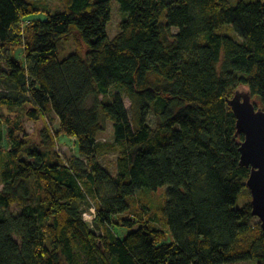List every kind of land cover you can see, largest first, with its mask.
<instances>
[{"label":"trees","instance_id":"trees-1","mask_svg":"<svg viewBox=\"0 0 264 264\" xmlns=\"http://www.w3.org/2000/svg\"><path fill=\"white\" fill-rule=\"evenodd\" d=\"M110 1L0 0V264H264L227 104L244 89L264 110V0H116L127 17L109 38ZM69 39L83 56L58 57ZM59 135L77 157L55 150ZM113 145L111 173L96 157ZM160 186L157 211L135 205Z\"/></svg>","mask_w":264,"mask_h":264},{"label":"rangeland","instance_id":"rangeland-1","mask_svg":"<svg viewBox=\"0 0 264 264\" xmlns=\"http://www.w3.org/2000/svg\"><path fill=\"white\" fill-rule=\"evenodd\" d=\"M236 1L238 0H229V3L231 4H235ZM51 9L52 10H61L62 5L60 3V0H48ZM109 8H110V18L106 24V32L109 38H112L118 31H119V23L126 19L127 17V13L122 11L120 9L119 3L116 0H111L109 2ZM31 17H35V18H45L46 15L43 13L40 14H35L32 15ZM24 23L27 22L26 20L23 21ZM219 32L221 33H226L231 35L234 39L241 41L240 36L235 32V31H228V26L225 25L223 26ZM77 52L79 53L81 56L84 55L83 51H80L76 48L75 43L73 42L72 39H69L67 41H64L59 52H58V57L60 59L65 58L66 56H68L71 53ZM13 56L15 58H22V50H17ZM240 91H244V89H240ZM116 94L118 95H122V93L119 91V89L117 87H111L109 92L107 93V98L112 99ZM124 99V104H125V108L128 110L129 109V102L127 100V98H123ZM87 106L91 105V98L87 99L86 102ZM151 114H149V122L151 124H153L152 119H151ZM49 123V127L52 129V131L55 133L56 130L58 129V122L57 120L53 119V121H50V119L47 120ZM41 127L40 123H33V121H27L25 123V132L27 133L28 136H30V134H32L31 136L32 139H36L37 137V131L38 129ZM36 135V136H35ZM98 140L99 142H102L104 144H111L114 143V137H113V129H112V125L110 121H106V129L102 130L98 133ZM10 146V143L8 141V139L6 138V131H5V127H4V137H3V141H2V148L4 150L8 149ZM115 145H113V147L108 148V149H104L103 151H101L100 153L97 154V160L98 162L104 166L107 170H109L111 173L115 172V160H116V149L114 148ZM55 150L61 155L62 158H64L65 160H69L72 157H77V150H76V146L74 143V138L72 137H68L66 135H59L56 138V144H55ZM2 187V184L0 182V188ZM166 188L167 186H160L158 187L156 190H151V191H147V192H138L135 196V205L138 206V204L140 205L141 202H145L148 203L151 207L152 210L157 211V208H160L163 204H164V199H165V194H166ZM91 203L93 202L92 200H90ZM242 205V200L239 199V201L237 202L236 206L240 207ZM20 210V207L17 204H12L9 206L8 211L12 212V213H16ZM124 216V215H122ZM116 218V217H114ZM88 225L91 227V223H88ZM167 231V237L165 239V241H171L172 240V236L169 232V230L167 228H165ZM128 230L123 229L122 228H117L116 232L118 234H122V233H126ZM229 264H255L254 261H242V262H235V263H229Z\"/></svg>","mask_w":264,"mask_h":264},{"label":"water","instance_id":"water-1","mask_svg":"<svg viewBox=\"0 0 264 264\" xmlns=\"http://www.w3.org/2000/svg\"><path fill=\"white\" fill-rule=\"evenodd\" d=\"M227 104L235 116L237 132L244 136L239 146L240 164L250 167L245 185L251 212L259 219L264 236V110L254 105L245 90H237Z\"/></svg>","mask_w":264,"mask_h":264},{"label":"built area","instance_id":"built-area-1","mask_svg":"<svg viewBox=\"0 0 264 264\" xmlns=\"http://www.w3.org/2000/svg\"><path fill=\"white\" fill-rule=\"evenodd\" d=\"M95 217V209L94 207L89 208L88 211H85L83 213V218L85 221H92V219Z\"/></svg>","mask_w":264,"mask_h":264}]
</instances>
